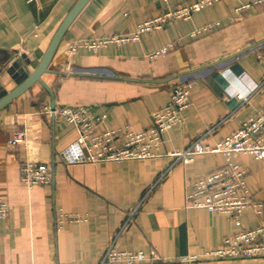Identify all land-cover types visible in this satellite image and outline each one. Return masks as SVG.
Masks as SVG:
<instances>
[{
	"label": "crops",
	"instance_id": "crops-1",
	"mask_svg": "<svg viewBox=\"0 0 264 264\" xmlns=\"http://www.w3.org/2000/svg\"><path fill=\"white\" fill-rule=\"evenodd\" d=\"M191 1L90 0L62 37L52 72L42 77L56 108H83L102 118L99 132L146 130L169 92L192 82L181 123L162 134L153 157L66 164L62 153L79 134L74 124L48 111L52 97L40 83L0 110V200L10 208L0 218V264H100L112 242L116 249L155 251L160 261L152 264H178L187 253L203 255L238 231L227 216L186 203L193 183L222 167L224 157L190 155L181 162L169 153L183 152L197 140L215 145L264 105V0H218L137 42L69 52L70 45L85 40L129 35L145 19ZM76 2L0 0V62L17 55L33 70ZM213 23L214 29L192 36ZM169 44L174 48L167 54L148 59ZM7 70L0 64V86L11 90L16 84ZM21 129L27 142L12 152L6 140ZM25 157L50 166L52 183L24 186L18 164ZM232 160L247 170L249 193L264 210V158L237 154ZM66 214L81 219L61 221ZM240 219L251 229L264 223V212L259 218L246 210ZM203 263L264 264V259Z\"/></svg>",
	"mask_w": 264,
	"mask_h": 264
},
{
	"label": "built area",
	"instance_id": "built-area-1",
	"mask_svg": "<svg viewBox=\"0 0 264 264\" xmlns=\"http://www.w3.org/2000/svg\"><path fill=\"white\" fill-rule=\"evenodd\" d=\"M216 1L218 0H193L184 3L178 8L166 10L160 15L136 24L135 31L129 35H112V37L95 41L85 40L70 45L69 52H76L79 47L95 51L107 44L137 42L146 32L161 30L165 24L173 20H188L193 14L213 5ZM216 25V23L206 24L193 32L192 36L202 31L212 30ZM173 48L174 44L163 46L149 53L147 57L154 60ZM70 72L72 70L68 69L67 73ZM191 85L192 82L186 81L173 88L169 92V100L165 106L152 113V124L146 130L109 129L99 132L96 127L102 118H92L83 108L48 109L51 114L64 117L66 121L74 124L79 134L78 138L63 151V162L66 164L120 163L153 157L152 149L162 142V134L181 123L182 112L190 104ZM237 97L242 96L237 94ZM119 138L122 139L120 147L115 144ZM26 142L27 132L21 129L13 131L8 136L6 146L13 152ZM192 144L183 152H171L169 155L175 157L176 161L185 162L190 155L220 153L226 162L222 167L193 183L191 191L185 195L187 205L205 208L211 213H221L239 229L235 234L225 237L219 247L207 250L203 255L187 253L178 258V264H204L206 259H264V223L259 222L253 228L246 229L242 227L240 219L246 210L254 211L261 218L264 212L263 204L249 193L247 170L232 160L237 154L252 155L255 159L264 158V105L255 114L242 121L233 133L218 140L215 145H205L200 140ZM18 166L20 182L27 188L52 183L53 173L50 166H44L28 157L20 159ZM9 212V205L0 200V218L6 219ZM61 216H63L61 221L64 222L81 219L73 214ZM106 249L100 264H152L160 261L155 251L146 253L140 249H116L114 242Z\"/></svg>",
	"mask_w": 264,
	"mask_h": 264
},
{
	"label": "water",
	"instance_id": "water-1",
	"mask_svg": "<svg viewBox=\"0 0 264 264\" xmlns=\"http://www.w3.org/2000/svg\"><path fill=\"white\" fill-rule=\"evenodd\" d=\"M89 1L90 0H77L72 6L65 17L60 21V24L56 28V32L47 45V49L44 51V54L33 70H30V61L28 59L26 60L25 57L19 59L17 58V55L8 56L4 61L0 62V64L3 63L8 65L7 72L10 75V80L14 81L16 84L11 90H7L4 86H0V110L9 105L12 100L28 91V89L36 83H40L49 92L50 97H52L50 108L54 109L55 102L52 91L44 81H42V77L46 73L52 72L49 68L51 64L50 62L59 47L58 45L61 42L62 37Z\"/></svg>",
	"mask_w": 264,
	"mask_h": 264
}]
</instances>
